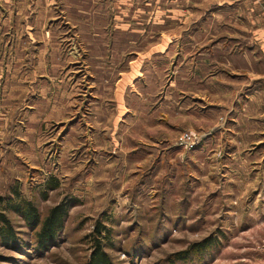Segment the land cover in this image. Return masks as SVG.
I'll use <instances>...</instances> for the list:
<instances>
[{"label":"rangeland","instance_id":"obj_1","mask_svg":"<svg viewBox=\"0 0 264 264\" xmlns=\"http://www.w3.org/2000/svg\"><path fill=\"white\" fill-rule=\"evenodd\" d=\"M135 1L137 7L115 10L113 16L121 18L122 28L129 26L136 34L121 30V40L113 47L141 52L150 51L152 45L153 51L175 45L167 58L169 70L157 68L159 75L154 74L155 80L145 87L153 93L155 106L149 105L154 111L146 120L122 117L117 102L107 100L113 96L109 91L113 60L96 59L107 42L92 41L87 46L80 26L74 24L63 25L52 44L60 52L58 65L66 66L58 73L62 82H57V92L42 87L39 105L32 100L2 106L0 214L10 231L0 236V264H88L97 242L112 264H264V144L248 146L251 163L246 165L240 152V162L231 157L223 166L224 148L208 155L209 164L201 161L200 151L211 133L196 131V88H186L180 98L185 113L178 120L184 130L159 121L165 112L160 97L168 90L166 84L196 67V20L212 18L218 0H157L161 2L156 7V0ZM150 1L151 7L146 6ZM90 15L95 17L94 11ZM179 36L182 41H176ZM228 44L233 52L242 47L240 41ZM89 49L95 52L87 54ZM226 60L236 61L234 67L244 64L242 57L218 54L216 71L225 68ZM88 75L99 85L88 81ZM239 91L225 92L226 98L234 96L237 115ZM214 92L223 97L222 90ZM225 108H219L218 114L230 118ZM186 131L199 133L201 141L180 143ZM134 146L141 153H129ZM136 157L139 161H134ZM21 201L34 206L39 225H30L8 206ZM59 205L68 208V216L43 248L40 232ZM1 227L8 226L1 223ZM197 244L202 246L196 250Z\"/></svg>","mask_w":264,"mask_h":264},{"label":"crops","instance_id":"obj_2","mask_svg":"<svg viewBox=\"0 0 264 264\" xmlns=\"http://www.w3.org/2000/svg\"><path fill=\"white\" fill-rule=\"evenodd\" d=\"M135 2V0H0V113L1 109L4 110L2 106L8 103L15 102V105L19 106L22 102L24 105V102L33 100V105H39L36 100H40L42 87L49 93L57 92V82H62L58 81V73L62 74L61 70L66 66L58 65V62L61 63L60 52L58 53L56 48L53 50L52 44L63 25L74 24L73 26H80L81 40L87 41L85 42L87 46L92 41L107 42L103 50L96 55L98 57L96 59L100 61L104 60L102 58L113 60L111 67L114 74L110 81L111 89L109 88L113 96L107 100L117 102L118 112L122 113V117L134 115L139 121L146 120L154 111L150 112L149 105L154 104L153 93L145 87L149 88L150 82L155 80L154 74L159 75L157 68L162 70L160 72L169 70L170 62L167 58L171 57L175 45L162 51H153L152 45L150 51L146 49L141 52L127 51L129 49L120 52L121 50L113 47L116 41L121 40V30L136 34V30L130 29L128 25V28H122L121 18L113 16L115 10L137 7L138 3ZM160 2L154 1L153 7L158 6ZM215 2L217 5L211 11L212 18L207 20V17H200L196 20V67L194 66L187 76L182 75L170 83L167 81L168 90L160 97L161 100L164 99L162 109L165 112L161 114L159 121L169 124L175 130H184L185 126L178 120L185 113L183 108L185 101H181L180 98L185 95L186 88L189 90L196 88V131L211 133V137L213 136L204 142L200 151L203 155L201 161L209 164L208 155L213 154L214 150L218 152L224 148L225 155L221 160L223 166L231 157L240 162L242 154L246 156L242 161L246 165L248 162L251 163L246 155L250 152L248 146L264 144V0ZM151 4L150 1L146 6L151 7ZM93 11L95 17L90 15ZM106 11L109 13L106 14ZM215 13L219 15L216 16ZM211 26L212 33L209 31ZM100 33H103L104 37H100ZM202 37L205 39L202 40ZM183 38L179 36L176 41H182ZM217 38L219 40L214 41ZM131 41L136 39L133 38ZM200 41L202 43L198 44ZM232 41L242 42L240 51L233 52V47L228 44ZM211 42L213 43L210 44ZM216 42L219 43L215 44ZM94 52L89 49L87 54L91 55ZM149 53L151 55L146 57ZM218 54L223 58L242 57L244 64L234 67L237 65L236 61L226 60L222 64L225 68L216 71ZM191 64L194 65L192 62ZM152 70L155 72L150 73ZM88 78V81L97 82L96 86L99 85L98 80L95 81L92 75H88ZM91 85L94 89V84ZM155 88L163 95L159 84ZM217 89L223 91L221 95L223 97L218 98V94L214 92ZM227 90L232 94L233 90H240L239 94L241 92L240 106L236 103L239 115L237 109L233 108L234 96L225 97ZM244 91L246 92L243 93ZM139 106H143L144 110L141 111ZM224 107H226L224 111L229 110L230 118H226L223 113L218 114L219 108ZM31 108L27 107L34 110ZM152 117L154 121H158L156 116ZM222 118L225 119L224 122L221 121ZM128 150L129 153H141V149L135 146L129 147ZM134 161L139 160L136 157Z\"/></svg>","mask_w":264,"mask_h":264},{"label":"trees","instance_id":"obj_3","mask_svg":"<svg viewBox=\"0 0 264 264\" xmlns=\"http://www.w3.org/2000/svg\"><path fill=\"white\" fill-rule=\"evenodd\" d=\"M8 206L14 208L16 212L17 211L20 212L30 225L32 226L39 225L40 222L39 214L31 203H25L24 201H21L17 204L9 203ZM68 212H69L68 208L64 205H59L51 211L50 216L44 223L42 230L40 232L39 242L43 248H46V246L53 240V238L56 237L58 230L61 229L66 217L68 216ZM1 223L2 224L5 223L8 226V227L0 228V236H5L10 231V227L7 219H5V217L0 214V224ZM102 229L105 230V232L110 235L109 230L105 229L104 227ZM97 233L101 234L100 236H104L102 235V232L100 230H97ZM103 239H107V237H103ZM200 246L202 245L197 244L193 247L196 249L199 248ZM182 254L186 256L189 253H182ZM88 264H112L108 255L104 252L100 242H97L94 251L91 254L90 261L88 262Z\"/></svg>","mask_w":264,"mask_h":264},{"label":"built area","instance_id":"obj_4","mask_svg":"<svg viewBox=\"0 0 264 264\" xmlns=\"http://www.w3.org/2000/svg\"><path fill=\"white\" fill-rule=\"evenodd\" d=\"M202 137L200 136V134H194L191 131H186L184 133L181 134L180 137V143H185V144H190L192 142H194V140H196V143H198L199 141H201Z\"/></svg>","mask_w":264,"mask_h":264}]
</instances>
